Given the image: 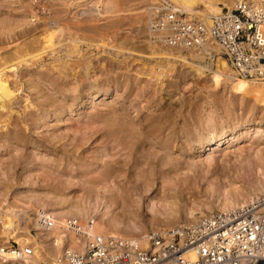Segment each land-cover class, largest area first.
<instances>
[{"label":"rangeland","instance_id":"1","mask_svg":"<svg viewBox=\"0 0 264 264\" xmlns=\"http://www.w3.org/2000/svg\"><path fill=\"white\" fill-rule=\"evenodd\" d=\"M156 1L0 0V116L4 118H0L1 247L5 241L2 233L6 214L14 210L17 222L14 221L20 234L28 230L31 236L38 237L42 233L41 228L34 226L33 221L38 220L40 210L60 212L58 203L61 199L57 198L68 199L62 207L70 202L79 203L95 217L111 222L124 220L120 222L124 227L137 226L139 231L132 237L149 229L177 225L167 226L163 215L159 212L154 214L147 208L148 195L138 199L140 202L134 208L125 206L128 207L126 215H122V207L116 206L118 209L115 210L113 206L115 212H108L105 199L97 198L92 192L101 188L98 181L105 163L121 167L130 156V148L122 146L124 142L129 144L135 140L130 138L129 131H140L141 123H163L159 137L155 140V135L150 136L146 146L151 150L165 148L171 151L169 155L182 165L181 171L194 177L176 188L173 186L174 190L181 192L182 196L177 200L180 199L183 209L188 204L193 206L197 203L214 206L215 199L204 190L218 181L225 184L231 179L237 186L251 189V192L254 188L263 187L264 110H246L248 104L258 103L254 101L255 97L241 95L234 86V80H220L213 66L215 59L206 61L199 52L181 48L173 50L164 59L159 57L171 46L160 44L150 30L151 13L148 9ZM225 2L219 1L223 10L228 8ZM197 9L204 11V3H199ZM53 20H56L55 24L51 23ZM52 36L58 46L47 45ZM170 66L176 67L171 71ZM191 66L199 68L200 74ZM63 83L77 89L70 88L69 84L63 87ZM93 93L97 96L93 97ZM121 125L126 131L121 130ZM245 127H250L247 133L240 134L238 140L222 149L208 150L207 139L202 148L198 143L194 144L195 139H213L223 131L231 134ZM11 132L14 136L10 135ZM163 139L172 144L161 145L159 142ZM134 142L137 143L136 140ZM141 146L138 143L135 147ZM206 158H213L225 166L227 174L221 179H200L198 171H189V164L193 162L200 166L201 160ZM241 164L249 172L246 178L252 182L242 184L238 180L237 177L242 175ZM95 178L99 180L95 182ZM156 188L155 185L152 196L158 192ZM263 193L261 190L257 196ZM255 195L253 198L257 197ZM217 211L225 210L213 212ZM181 213L183 218L179 224L196 219H186L184 210ZM29 218L34 219L27 221ZM60 218L63 222L69 219ZM76 219L84 220L82 216ZM49 236L53 239V234ZM48 241V253L57 254L58 247ZM11 243H16L12 236Z\"/></svg>","mask_w":264,"mask_h":264},{"label":"built area","instance_id":"2","mask_svg":"<svg viewBox=\"0 0 264 264\" xmlns=\"http://www.w3.org/2000/svg\"><path fill=\"white\" fill-rule=\"evenodd\" d=\"M148 10L150 30L160 44L193 49L206 61L222 55L237 76L264 79V0H237L232 9L213 14L210 23L161 0ZM39 223L46 231L56 226L45 212ZM64 228L83 248H66L54 264H257L264 260V194L241 207L136 238L92 235L76 218ZM16 243L6 249L20 259L33 256L32 246Z\"/></svg>","mask_w":264,"mask_h":264},{"label":"bare ground","instance_id":"3","mask_svg":"<svg viewBox=\"0 0 264 264\" xmlns=\"http://www.w3.org/2000/svg\"><path fill=\"white\" fill-rule=\"evenodd\" d=\"M219 1L220 0H169V1H167V3L169 5L171 4L174 7L181 9L184 13H186L188 15L190 13H193L194 15L199 17V19L204 20L207 23H210L211 22V17H212L213 14H218V13L223 11V8L219 6ZM225 1H227V2H225ZM95 2H97V1H95ZM224 2L228 6L229 9H232L233 6L235 5V3L237 2V0H229V1L228 0H224ZM199 3H204V5H205L204 11H199L197 9V5ZM232 4H234V5H232ZM84 11H85V9H84ZM85 13H88V11L85 12ZM51 23L55 24L56 20L51 21ZM56 26H58V23L56 24ZM54 38L55 37L52 36L50 42L47 40L49 38H46V40L48 41V44L47 43L46 44L49 45V46H53L55 44L57 45V43L55 42ZM153 44L155 45V43H153ZM42 49H43V47H42ZM176 49H180V48H176V47H172L171 46V48H168L166 52H163L162 54H159V57L164 59V58L168 57V55H171L172 51L176 50ZM185 50H192V49H185ZM76 51H77V49H76ZM149 51H151V50L149 49ZM150 53H152V52H150ZM69 54H71V53H69ZM201 56L203 57L202 54H201ZM148 57H150V56H148ZM156 63H159V62L157 61ZM191 65H193V64H191ZM194 66H191L190 68H192V70L194 72H197V73L200 74V72H201L200 69L199 68H194ZM213 66H214L215 73L217 74V76H218V78L220 80H224V79L234 80L235 81V82H233L234 86H235V88H237L236 90L241 95L251 94L252 96L255 97L254 101L256 100V102H258V103H256V104H254V103L248 104L246 106V108H247L246 110H248V112H252V111H254L256 109H257V112H258V109L264 110V79L245 78V77L237 76L236 73L234 72V69L231 67L230 63L228 62V60L222 55H219V56H217L215 58V61L213 62ZM152 67H153V65H152ZM175 67L176 66H170L171 71H173V69H175ZM152 70H153V68H152ZM154 72H156V70ZM67 77H69V76H67ZM93 80L96 81L95 78ZM80 82H81V80H80ZM57 83L60 85L58 80H57ZM72 83H73V80H72ZM76 83H78V82H76ZM63 84H64L63 87L64 86L66 87L67 83L66 84L63 83ZM74 85H76V84H74ZM77 85L79 86V84H77ZM73 86L70 85V88L71 87L73 88ZM59 88H60V86H59ZM61 88H62V86H61ZM83 88H84V86H83ZM65 89H64V91H65ZM68 89H69V87L66 90L67 92H68ZM73 89L76 90L77 88L74 87ZM61 92H63V91H61ZM83 92H85V91H83ZM65 94H66V92H65ZM96 96H97V93H95V94L93 93V97H96ZM86 97H88V96H86ZM83 100H82V102L85 103V101H83ZM4 108H6V107H4ZM6 109H9V108H6ZM10 109H11V105H10ZM0 115H1V113H0ZM252 115H255V114L252 113ZM0 118H3V116H0ZM3 120H4V118H3ZM7 120H9V119H7ZM6 121H4V122H6ZM155 121H156V119H155ZM118 122H117V124H118ZM128 122H130V121H128ZM156 123L155 122L148 123V124L141 123L140 131H138V132L130 130L129 131L130 138L135 139L137 143L134 142L135 140L129 142V144H128V142L127 143L124 142L123 146H122L124 149L130 148V151L128 152V155H130V156H128L127 160L125 159V161L123 163L121 162L122 163L121 167H118L115 164H111V163L110 164H106L105 163L103 165L104 168L102 169V171L100 173L101 175L99 174L100 175V177H99L100 180L99 179L96 180V178H95V180H96L95 182H97L98 180L99 181L102 180L101 184H99L100 182L98 181V185H100L101 188H100V190L93 189L92 192H94L93 194L96 195L97 198L101 197V199H105V202H106L107 207H108L107 208L108 212L112 211V213H114L116 209H118L119 207H122V213L121 214L122 215H126L125 213H126V209L128 207L125 208V206L128 205L129 207H133L134 208V207H136L135 204L140 202V201H138V199H141V197H143V195H148L149 201H148L147 208L151 212H153L154 214H157L159 212L166 219L163 222L168 224L167 226H172V224L175 225V223L179 224L178 223L179 220L181 218H183V214L181 213L182 210L185 211L186 219H190V218H196L197 219L199 217L198 216L199 213L205 214L207 211L213 212L216 209L229 211V210H231L233 208L235 209V206L241 207L242 205L246 204L247 201L251 200V198H253L254 194H256L255 196H257L259 191L264 190V185H263V187L261 186L262 188H258V187L254 188L252 190L253 192H251V189L250 190L249 189L245 190L244 188L237 186L236 182L235 181H231V179L230 180H226L225 184H223V182H221V181H218V182H215V184H213V183L210 184L206 188V190H204L205 193L208 194V196H211V197H213L215 199L216 203L214 202V199H213V202L215 203L214 206L209 205L207 203L204 206H200L199 203H197V204H195L193 206H189V204L188 205L186 204L187 205L186 208L183 209L182 207L184 205L181 206L180 199H178L179 202L177 200L178 197L182 196L181 192H178L179 189L177 191L174 190L173 186H175V188H176L183 181L187 182L188 180H190L191 178H194V177H193V175L189 176L187 173L182 172L183 171V169L181 167L182 165H179V162L175 161V158L173 159V157L169 155L170 154L169 152H171V151H168V150L166 151L165 148H164V150H158V149L157 150H151L150 146H149L150 148L146 146V144L148 143L147 140H149L150 136H154L155 135V137H154L155 140L157 139V137H159V134H160V131H159L160 129L159 128H161L163 123L161 124L160 121L158 122V125ZM135 125H137V124H135ZM124 127L125 126H123V125H121V127H120L123 132L126 131V128H124ZM135 127H137V126H135ZM249 129H250V127H247V128L245 127L243 129H240L239 131H233L231 134H227V132L223 131L221 133H218L215 136V138H213V139L209 138V137H203V138L195 139L194 140V144L198 143L200 145V148H202V147H204L203 144L205 143V140L207 139V141L209 142L208 145L210 146L208 148V150L216 151V150H219V149H222L223 147H225L224 145L234 142L235 139L238 140L239 137L241 136L240 134L247 133V130H249ZM118 130H120V129H118ZM243 130H245V131L243 132ZM165 131H167V130H165ZM16 132H18V131H14V133H16ZM127 133H128V130H127ZM123 134H121V135H123ZM136 134H139L138 135L139 137L135 136ZM10 135L11 136L13 135L12 132L10 133ZM16 138H14V139H16ZM17 141H18V139H17ZM132 142H134V144ZM138 143L142 144L143 147L142 146H141L142 148L135 147L136 145H138ZM159 143H161V145H163V146L164 145H168L169 143L172 144L171 141H169L167 139H163ZM144 144H145V146H144ZM146 147H147V149H146ZM188 149H186V150H188ZM161 151H163L165 154L164 153L161 154ZM190 160H192V159H190ZM178 161H179V159H178ZM185 161H187V160H185ZM198 165L197 164H193V162H192V164H189L188 167H189V171L190 170L191 171L192 170L198 171V173L200 175L199 176L200 179H204V178L207 179L206 177H211L213 179H221L222 175H226L227 174L226 167L220 165V163L217 162V160H215L213 158H206L205 160H201V165L200 166H198ZM240 166H241L240 167V173L242 175L237 177V178H238V180H241L242 184H247L248 181H249V178H246V176H248L247 174L249 172L248 171H247L248 173L246 172L247 169L245 168V166H243L242 164ZM243 170H244V172H243ZM257 170H261V169H257ZM101 177H102V179H101ZM226 177L227 176H225V179H227ZM90 179H91V177H90ZM87 181L89 182V180H87ZM193 181H195V180L193 179ZM249 182H252V180H250ZM85 183H86V181H85ZM91 185H92V183H91ZM155 185L158 188V192L156 194H154V196H152L151 191L154 189ZM159 185H160V187H159ZM182 189H181V191H182ZM171 190H173V192H170ZM161 194H163V195H161ZM54 199H55V197H54ZM57 199H61L60 203H58V206H59L58 209H60L59 210L60 212H57L55 210L53 212H50V211L49 212H45L44 211L45 213L49 214L54 219V221L56 222V226L52 230L46 231L43 228H41L40 223H39V215L42 213V210H40V211H39V209L37 210V211H39V213H38L39 215H38V220L37 221L34 218L27 219V221L28 220L31 221V220L34 219V221H33L34 226H37V227L39 226V228H41L40 231L42 233H40V235L38 237L31 236L30 233L27 230L28 229L27 227H24V229L27 230V232L23 233V234H20L18 232V230H19L18 228L19 227H18V224L16 223L17 221L14 219V217L16 216L15 213H14V210L11 209V210H13L12 212L14 213V215H13L12 212L11 213L9 212V214L5 213L6 214V219H5V222H4L5 229H3V233H2V235H3L2 238L5 241L3 242L4 245L2 244L4 247H1V245H0V264H54L56 262V260L63 254V252L65 251L66 248H70V247L83 248V246H81L79 238L74 236V234H72V233H68L67 231L63 232V231H65L64 230L65 229L64 226H65L66 222H63L60 217H69V219H70V218H78V217L82 216V218H84V220L81 221V223L87 228L86 231H88L92 235H96V234H98V235H109V234H112V235H118V236L127 237V238H129L130 236H131V238H136V237H139L142 234L147 232L146 231V232H143V233L139 234L136 237H132V235L136 231H139L137 229V226H135V228H133V227L131 228L130 226L124 227V226H121V224H120V222L122 223L124 220H122V221L119 220L117 222H111V221H106L104 218H102L100 216H96L95 217V216L91 215L90 212H88L89 210L87 209V207H85V205H82V204H79V203L70 202L67 206L62 207L64 203H68V199H66V198H57ZM253 199H255V198H253ZM193 201H194V199H193ZM213 202H212V204H213ZM183 204H184V202H183ZM113 206L115 207V210L112 209ZM116 206L118 208H116ZM159 206L161 207V209L159 208ZM67 207H70V209H65ZM26 213H24V214H26ZM121 214L118 213V215H121ZM26 215H24V216H26ZM113 216H114V214H113ZM62 219H64V218H62ZM118 219L119 218H117V220ZM154 229H158V228H154ZM49 234H53V239L54 240L49 236ZM11 236H12V239H14V241L17 242L20 245L21 248H25L27 245L32 246V248L34 249L33 256H31L30 258L28 257V258L20 259L17 256H15V254L12 252V249H10V248L6 249V247L10 246V237ZM69 236H71V238ZM48 240H50V241L53 240V242L51 241V243H53V245L58 247V252H56L57 254L54 255V253H52V254L48 253V250L46 248V246L48 245L47 243L49 242ZM7 244H9V245H7ZM56 251H57V249H56Z\"/></svg>","mask_w":264,"mask_h":264},{"label":"water","instance_id":"4","mask_svg":"<svg viewBox=\"0 0 264 264\" xmlns=\"http://www.w3.org/2000/svg\"><path fill=\"white\" fill-rule=\"evenodd\" d=\"M257 264H264V260H259Z\"/></svg>","mask_w":264,"mask_h":264}]
</instances>
